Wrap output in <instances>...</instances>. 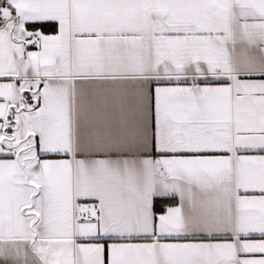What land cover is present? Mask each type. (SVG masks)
Wrapping results in <instances>:
<instances>
[{
	"label": "snow or ice",
	"instance_id": "6c2138e0",
	"mask_svg": "<svg viewBox=\"0 0 264 264\" xmlns=\"http://www.w3.org/2000/svg\"><path fill=\"white\" fill-rule=\"evenodd\" d=\"M0 264H264V0H0Z\"/></svg>",
	"mask_w": 264,
	"mask_h": 264
}]
</instances>
